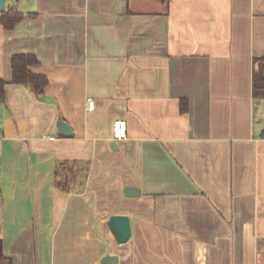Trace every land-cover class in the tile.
<instances>
[{"label": "crops", "instance_id": "0c3cea01", "mask_svg": "<svg viewBox=\"0 0 264 264\" xmlns=\"http://www.w3.org/2000/svg\"><path fill=\"white\" fill-rule=\"evenodd\" d=\"M12 6L23 18L0 24L9 264H264L253 96L264 0H4ZM16 54L37 58L42 92L11 82ZM115 215L130 223L122 244L107 226Z\"/></svg>", "mask_w": 264, "mask_h": 264}, {"label": "trees", "instance_id": "16d2710c", "mask_svg": "<svg viewBox=\"0 0 264 264\" xmlns=\"http://www.w3.org/2000/svg\"><path fill=\"white\" fill-rule=\"evenodd\" d=\"M23 18V14L18 11L15 6L8 7L0 11V24L5 30H11ZM38 60L31 54H16L11 57L10 66L12 79L11 82L15 84H24L29 86L34 92L40 93L47 85V78L44 75L34 73L32 68L38 65ZM5 82L0 79V102L4 100ZM253 96L257 98H264V59L255 70L253 74ZM180 111L184 113L187 111V103L181 100ZM0 263L9 264L2 254V247L0 242Z\"/></svg>", "mask_w": 264, "mask_h": 264}, {"label": "water", "instance_id": "95a60500", "mask_svg": "<svg viewBox=\"0 0 264 264\" xmlns=\"http://www.w3.org/2000/svg\"><path fill=\"white\" fill-rule=\"evenodd\" d=\"M3 7H4V0H0V11L3 10ZM58 132L59 134L65 135V136H71L73 134L65 122H60L58 124ZM259 136L261 138H264V129L261 130ZM111 147L115 148L114 143H111ZM123 193L126 196L139 195L138 190L129 188V187L124 188ZM107 226L118 243L122 244V243L127 242L130 236V232H131L128 217L122 216V215L112 216L107 222ZM99 264H117V258L114 256L106 255L102 257Z\"/></svg>", "mask_w": 264, "mask_h": 264}, {"label": "built area", "instance_id": "2783aa9c", "mask_svg": "<svg viewBox=\"0 0 264 264\" xmlns=\"http://www.w3.org/2000/svg\"><path fill=\"white\" fill-rule=\"evenodd\" d=\"M88 109H92L93 101L88 100ZM126 137V123L124 120H116L113 123V138L115 141L124 139Z\"/></svg>", "mask_w": 264, "mask_h": 264}, {"label": "rangeland", "instance_id": "374dc122", "mask_svg": "<svg viewBox=\"0 0 264 264\" xmlns=\"http://www.w3.org/2000/svg\"><path fill=\"white\" fill-rule=\"evenodd\" d=\"M258 66L256 67V70H258ZM255 106V116L257 123L264 126V98H257Z\"/></svg>", "mask_w": 264, "mask_h": 264}]
</instances>
